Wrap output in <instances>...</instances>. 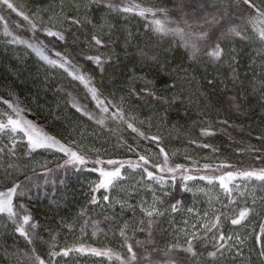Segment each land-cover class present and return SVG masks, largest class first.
I'll list each match as a JSON object with an SVG mask.
<instances>
[{
    "label": "trees",
    "instance_id": "1",
    "mask_svg": "<svg viewBox=\"0 0 264 264\" xmlns=\"http://www.w3.org/2000/svg\"><path fill=\"white\" fill-rule=\"evenodd\" d=\"M12 2L38 25L71 28L66 33L67 45L58 44L56 50L66 48L75 56L74 62L81 72L91 76L92 84L103 97L117 106L110 108V112L122 111L125 120L140 131L162 137L160 146L169 154L170 165H186L191 169L188 174L197 178L186 182L191 191L182 190L184 182L179 174L172 181L170 174L159 173L152 167L163 161L154 142L138 137L121 120L105 119L101 125L77 112L72 107L73 100L101 115L79 81L63 69L47 65L24 45L7 44L8 38L2 35L4 25L0 22V94L5 98H9V93L14 94L22 107L42 119L43 125L34 122L37 127L88 157L84 165H65L68 159L65 154L55 149H37L29 154L26 137L18 139L15 157L11 160L15 164L11 175L5 171L8 156L0 166V189L13 182L26 186L25 195L14 198V204H23L38 227L29 244L15 232L6 216H0V264H30L28 257L33 249L47 264H120L115 255L109 259L85 251L53 258L50 253L83 247L125 255L126 248L122 246L119 233L124 222L133 218V212L127 207L122 209L119 202L135 205L134 218L139 220L143 215L139 207L142 200L161 213L153 217L156 246L161 249L171 244L187 247L186 240L191 233L202 235L201 225L205 219L211 220L221 212L224 213L222 231L226 235L235 233L243 239L242 245H235L230 252L216 258L207 255L213 250L212 243L198 240L194 245L198 253L195 258L180 251L175 254L178 259L188 264H264L257 241L264 225V183L253 180L241 184L233 192L236 203L229 204L218 182L208 185L198 178V175L207 174L202 170L204 164L232 166L219 169L215 175L264 167V139H260L264 137V42L258 39L252 26L242 20L235 21L250 39L226 40L222 43L224 58L214 63L202 54L191 59L190 50L182 46L179 37L149 30L143 17L112 12L102 4H89L88 0ZM132 2L153 10L167 9L170 19L180 20L177 0ZM218 6L236 7L234 0H221ZM185 11L190 12L191 7L186 5ZM65 17L80 18L83 27L77 30L65 21ZM158 18L164 19L163 14L158 13ZM11 20L21 18L11 13ZM89 20L91 23L87 22ZM9 27L14 26L9 23ZM73 33L78 37L75 44L72 43ZM20 34L29 35L27 32ZM93 34L99 35L108 46L88 47L87 41ZM81 50L87 55L103 53L110 57L103 71L77 56ZM141 51L154 56L155 60L142 58ZM132 89L140 93V98ZM141 89H148L161 99L145 96ZM209 126L215 134L202 136L201 129ZM9 143L7 137H0V144ZM203 144L210 147L200 146ZM138 154L149 158L145 167L163 175L165 183L148 180L142 168L131 169L125 165L121 169L123 179L107 193L108 202L103 200L106 194L103 189L93 193L92 189L100 180L99 172L93 169L112 170L115 167L106 163L97 165L94 163L97 158L136 161ZM193 161L197 164L193 165ZM93 195L97 203H92ZM177 201L182 203L173 212L172 205ZM245 205L254 211L241 225H232L229 219L232 209ZM189 208L193 212H189ZM205 213H208L206 218ZM126 234L134 239L146 237V233L134 231L131 223ZM236 248L240 249V255L236 254Z\"/></svg>",
    "mask_w": 264,
    "mask_h": 264
},
{
    "label": "snow or ice",
    "instance_id": "2",
    "mask_svg": "<svg viewBox=\"0 0 264 264\" xmlns=\"http://www.w3.org/2000/svg\"><path fill=\"white\" fill-rule=\"evenodd\" d=\"M88 3L102 4L112 12L134 14L143 17L149 30L163 36L179 37L182 46L190 50L191 59H196L198 55L202 54L211 62H220L226 54L225 49L222 47L223 42L235 37H239L242 40L250 39L246 31L242 29L241 24L235 22L237 20L250 24L255 30L258 39L264 42V0H234L236 7L232 9L218 6L221 0H177V10L181 13L180 20L178 21L168 17L167 9L153 10L152 8L141 6L139 3H133L132 0H88ZM186 5L191 7L190 12L185 11ZM11 13H15L24 23L21 20H11ZM158 13H162L164 19L158 18ZM34 15H38V13ZM188 17H191V19ZM65 21L77 30L83 27L82 21L78 17H65ZM0 22H3L4 25L2 35L8 38L7 44L24 45L26 48L31 49L47 65L52 68L63 69L72 79L79 81L87 90V94L90 95L91 100L95 102V106L101 115L98 116L96 112L90 111L86 105H81L73 100L72 107L77 112H80L89 120H95L97 124L101 125L104 124L105 119L121 120L138 137L154 142L163 156V161L159 164H153L152 167L156 168L159 173L170 174L172 181H175L177 174H179L181 180L184 182L182 190L191 191L186 182L196 179L197 176L188 174L191 169L186 165H170L169 154L160 146L162 137L159 135H147L145 132L140 131L133 123L125 120L122 111L110 112V108H116L117 106L111 100H108L107 97H103V94L92 84L91 76L81 72L80 67L74 62L75 56L69 53L66 48L64 51L56 50L58 44L67 45L68 36L66 33L71 31V28H56L54 24L52 26H44L43 23L38 25L33 17L20 10L12 0H0ZM87 22L91 23L90 20ZM9 23L14 27L10 28ZM21 32H27L29 35H22L20 34ZM77 40L78 37L73 33L72 43L75 44ZM87 44L88 47H95L97 49L108 46L97 34H93L91 40L87 41ZM76 55L81 56L87 61H91L101 71H103L104 64L110 59V57H106L103 53L87 55L83 50L76 53ZM139 55L142 58L147 57L148 59L155 60L154 56H148L144 51H141ZM131 91L140 98V93L135 92L134 89ZM141 92L145 96L161 99L148 89H141ZM25 111L26 109L20 105L19 100L15 98L14 94L9 93V98H5L0 94V137H7L10 141L7 145L0 144V166L4 163V157L8 156L9 163L5 171L9 175H11V170L15 169V164L11 160L15 157L18 139L25 137L27 139L29 154L37 149H55L68 157L65 165H84L88 162L86 154L73 150L71 145L62 143L60 139L48 134L43 128L37 127L32 120L26 119L23 115ZM221 123L226 124L227 121H222ZM21 133L23 136H20ZM214 134L210 126L201 129L202 136ZM260 139H264V137ZM192 143H196V141H192ZM200 146L205 148L210 147L208 144ZM129 150L133 151L131 148ZM257 159H260V157H257ZM149 162L148 157L140 154H138L136 161H117L113 159L102 161L97 158L94 162L95 164L101 165L106 163L115 167L112 170H105L103 167L93 169V171H98L100 176L99 182L92 189L93 193H97L103 189L106 193L103 196V200L108 202L110 196L107 193L110 189L117 186V181L123 179L121 169L125 165L131 169L142 168L148 180H153L160 184L165 183L163 175H157L145 167ZM196 164L197 162L193 161V165ZM231 167V165L224 163L215 167L210 164H204L202 165V170H205L207 174L198 175V178L206 181L208 185H215L218 182L219 188L229 198V204H234L236 203V197L233 196V192L238 190L241 184L253 180L264 183V167L259 169L230 170L220 175H215V172L219 169ZM197 170L199 172L200 168ZM25 187L21 183L13 182L11 186L0 189V216H6L14 225L15 232L31 244L38 224L33 220L30 212L23 204H14V198L25 195ZM200 191L203 192L204 189H200ZM205 194L207 195V193ZM97 202L96 195H93L92 203ZM119 203H121L122 209L127 207L128 210L133 212V218L130 221L124 222V226L120 229L119 233L122 238V246L126 248L125 255L113 254L111 250L99 251L97 249L74 247L62 249L60 252L53 251L50 253V256L54 258L59 255L67 256L70 252L89 251L97 256H108L109 259L115 255V259L120 261V264H188L186 260L178 259L175 254L183 251L192 258H195L198 253L195 251L194 245L198 240L210 241L212 243L213 250L207 253L211 258H216L218 255L223 256L225 252H230L235 245L243 244V239L237 234L226 235L222 231L221 220L224 213L221 212L211 220L205 219V222L201 225L202 235L198 236L195 231L191 233V237L186 240L187 247L171 244L166 249H161L156 246V238L153 232L154 225L156 224V220L153 217L161 215L158 209L153 205H146V201L142 200L139 207L143 215L141 219L136 220L134 218L136 206L131 203L125 205L122 201ZM181 203V201L174 203L172 211L175 212ZM188 211L193 212V209L189 208ZM232 211L233 215L229 218L231 224L241 225L254 209L245 205L243 208L237 207L236 209H232ZM204 215L206 218L208 213ZM129 223L134 225V231L146 233L145 239L129 237L126 234ZM193 227L195 228V226ZM257 241L260 243L259 255L264 258V225L261 226ZM236 254L240 255L239 248H236ZM28 259L30 264H47V261L37 255L34 249L33 254Z\"/></svg>",
    "mask_w": 264,
    "mask_h": 264
},
{
    "label": "rangeland",
    "instance_id": "3",
    "mask_svg": "<svg viewBox=\"0 0 264 264\" xmlns=\"http://www.w3.org/2000/svg\"><path fill=\"white\" fill-rule=\"evenodd\" d=\"M25 115V117L29 120H32L33 122L37 123V124H40V125H43V121L40 117H38L36 114L32 113V112H29V111H25L23 113ZM125 182V181H124ZM123 183V182H122Z\"/></svg>",
    "mask_w": 264,
    "mask_h": 264
}]
</instances>
